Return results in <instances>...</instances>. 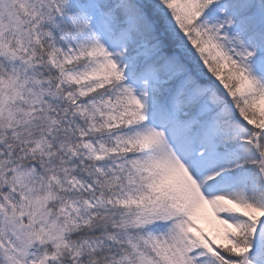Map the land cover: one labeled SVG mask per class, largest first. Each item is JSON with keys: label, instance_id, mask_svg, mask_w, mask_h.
Masks as SVG:
<instances>
[{"label": "snow or ice", "instance_id": "obj_1", "mask_svg": "<svg viewBox=\"0 0 264 264\" xmlns=\"http://www.w3.org/2000/svg\"><path fill=\"white\" fill-rule=\"evenodd\" d=\"M0 264H264V0H0Z\"/></svg>", "mask_w": 264, "mask_h": 264}]
</instances>
